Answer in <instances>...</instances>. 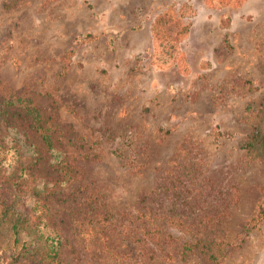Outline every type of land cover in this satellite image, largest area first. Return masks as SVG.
I'll return each instance as SVG.
<instances>
[{
    "label": "rangeland",
    "instance_id": "374dc122",
    "mask_svg": "<svg viewBox=\"0 0 264 264\" xmlns=\"http://www.w3.org/2000/svg\"><path fill=\"white\" fill-rule=\"evenodd\" d=\"M160 16L172 36L188 26L172 58ZM263 93L264 0H0V103L30 99L74 167L17 201L45 205L64 264H264V154L243 146Z\"/></svg>",
    "mask_w": 264,
    "mask_h": 264
},
{
    "label": "trees",
    "instance_id": "16d2710c",
    "mask_svg": "<svg viewBox=\"0 0 264 264\" xmlns=\"http://www.w3.org/2000/svg\"><path fill=\"white\" fill-rule=\"evenodd\" d=\"M229 1L231 0H212L216 5ZM166 24L164 16L154 20V43L172 58L178 41L188 33V26H182L172 36L168 33ZM91 36L89 33L81 35L82 38ZM262 100L264 107V93ZM16 103L17 100L11 98L2 99L0 103V120L9 121L12 130V133L8 131L7 134H0V197L3 201V214L11 212L13 240L12 252L6 256L4 264L24 258L37 264H64L61 250L66 241L55 228L45 205H34L33 211L25 212L18 210L17 201L37 197L35 203H41L47 185L71 177L74 167L71 161L62 157L53 142V135L59 131L56 128L58 124L49 117L43 118L30 99L23 98L18 105ZM243 146L248 150L256 148L264 154V123L252 130ZM22 156L31 157L26 166L19 160ZM41 162L48 163L57 176H38Z\"/></svg>",
    "mask_w": 264,
    "mask_h": 264
}]
</instances>
